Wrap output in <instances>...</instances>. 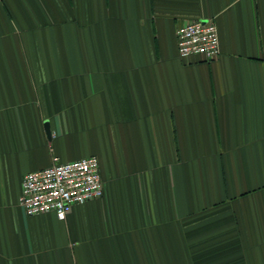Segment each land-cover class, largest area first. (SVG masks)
Instances as JSON below:
<instances>
[{
	"label": "crops",
	"instance_id": "obj_1",
	"mask_svg": "<svg viewBox=\"0 0 264 264\" xmlns=\"http://www.w3.org/2000/svg\"><path fill=\"white\" fill-rule=\"evenodd\" d=\"M209 19L218 58L181 57ZM89 156L102 198L26 214ZM0 264H264V0H0Z\"/></svg>",
	"mask_w": 264,
	"mask_h": 264
},
{
	"label": "built area",
	"instance_id": "obj_2",
	"mask_svg": "<svg viewBox=\"0 0 264 264\" xmlns=\"http://www.w3.org/2000/svg\"><path fill=\"white\" fill-rule=\"evenodd\" d=\"M178 50L183 58L201 55L212 61L220 55V39L216 23L197 20L183 24L177 32ZM104 180L97 156L57 162L24 176L20 206L27 215L55 212L65 219L77 204L102 198Z\"/></svg>",
	"mask_w": 264,
	"mask_h": 264
},
{
	"label": "water",
	"instance_id": "obj_3",
	"mask_svg": "<svg viewBox=\"0 0 264 264\" xmlns=\"http://www.w3.org/2000/svg\"><path fill=\"white\" fill-rule=\"evenodd\" d=\"M47 130H48V132L50 133L48 126H47Z\"/></svg>",
	"mask_w": 264,
	"mask_h": 264
}]
</instances>
